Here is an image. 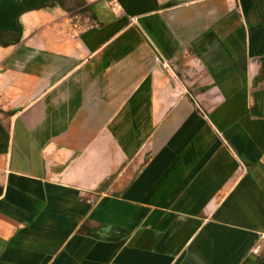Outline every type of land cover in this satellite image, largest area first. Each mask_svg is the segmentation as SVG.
<instances>
[{"label": "crops", "instance_id": "crops-1", "mask_svg": "<svg viewBox=\"0 0 264 264\" xmlns=\"http://www.w3.org/2000/svg\"><path fill=\"white\" fill-rule=\"evenodd\" d=\"M0 0V264H264V0Z\"/></svg>", "mask_w": 264, "mask_h": 264}, {"label": "trees", "instance_id": "trees-1", "mask_svg": "<svg viewBox=\"0 0 264 264\" xmlns=\"http://www.w3.org/2000/svg\"><path fill=\"white\" fill-rule=\"evenodd\" d=\"M17 34H12L9 32H1L0 31V45L6 46L12 44L17 41Z\"/></svg>", "mask_w": 264, "mask_h": 264}, {"label": "built area", "instance_id": "built-area-1", "mask_svg": "<svg viewBox=\"0 0 264 264\" xmlns=\"http://www.w3.org/2000/svg\"><path fill=\"white\" fill-rule=\"evenodd\" d=\"M87 1H96V0H87ZM255 253L260 254L264 253V234L259 236V242L255 247Z\"/></svg>", "mask_w": 264, "mask_h": 264}, {"label": "rangeland", "instance_id": "rangeland-1", "mask_svg": "<svg viewBox=\"0 0 264 264\" xmlns=\"http://www.w3.org/2000/svg\"><path fill=\"white\" fill-rule=\"evenodd\" d=\"M79 1H80V0H75L74 3H76V2L78 3Z\"/></svg>", "mask_w": 264, "mask_h": 264}]
</instances>
